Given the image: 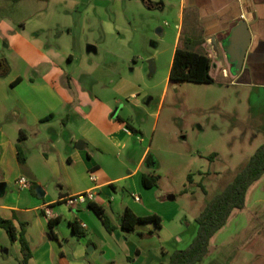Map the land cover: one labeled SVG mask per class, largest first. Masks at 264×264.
<instances>
[{
    "label": "crops",
    "instance_id": "0c3cea01",
    "mask_svg": "<svg viewBox=\"0 0 264 264\" xmlns=\"http://www.w3.org/2000/svg\"><path fill=\"white\" fill-rule=\"evenodd\" d=\"M39 1L0 0V37L8 53L0 61V219L10 220L17 232L23 224V236L31 251L27 264H149L152 258L148 255L163 249L167 238L174 236L180 241L181 232L180 227L174 234L165 230L156 208L160 196L153 191L157 184H143V177L152 184L150 177L155 175L153 163L147 161L149 148L146 146L135 159L137 150L132 140L138 136H132L127 124L135 127L117 113L115 106L121 100L106 98L83 82L98 66L88 65L83 57L85 71L80 75L67 71L57 45L50 48L53 46L43 41V29L29 30L25 25L24 21L42 11L36 7ZM78 1L99 8L107 4L105 0H52L73 8ZM142 2L158 11L170 5L178 7L174 50L180 46L207 54L215 70L226 76L232 73L241 85L264 89V0ZM240 22L247 26L250 42L242 69L235 72L225 46L231 30ZM92 46L96 52L87 53L85 48L86 54L97 53V47ZM71 59L69 55L68 61ZM101 81L104 79L96 83ZM117 85L112 89L126 97V90ZM128 98L136 99L137 95L130 93ZM19 135L24 137L23 164L17 160ZM90 174L95 182L89 180ZM20 177L29 181L28 187L17 184ZM87 190L94 194L91 203L109 217L113 226L110 232L92 216L88 204L69 208L62 202ZM134 195L140 201H135ZM45 207L51 209L49 216ZM126 210L137 217L158 216L161 228L142 223L132 232L123 231L121 216ZM50 231L54 238L49 237ZM21 259L19 241H11L0 228V264H21ZM160 260L155 257L151 264Z\"/></svg>",
    "mask_w": 264,
    "mask_h": 264
},
{
    "label": "rangeland",
    "instance_id": "374dc122",
    "mask_svg": "<svg viewBox=\"0 0 264 264\" xmlns=\"http://www.w3.org/2000/svg\"><path fill=\"white\" fill-rule=\"evenodd\" d=\"M105 1L100 8L80 1L73 8L40 0L36 7L42 11L24 23L29 30L43 29V41L50 48L57 45L67 71L80 75L85 62L98 66L95 74L82 79L87 88L120 99L117 113L144 133V137L132 134L138 136L132 140L137 150L133 157L138 158L148 146L147 161L153 163L157 176L153 191L160 196L157 212L167 232L181 229L180 241L167 238L163 249L148 255L151 264L155 257L162 259L163 253L167 260L174 251L188 247L197 229L195 219L206 203L264 143V89L241 85L232 73L226 76L213 67L212 84L169 81L178 7L158 11L148 9L142 0ZM88 44L97 47L96 54L85 53ZM7 56L0 37V61ZM99 79L107 86L102 81L98 85ZM114 83L128 95L122 97L112 89ZM134 92L137 98H128ZM172 215L176 217L169 221ZM92 216L96 217L93 212ZM197 264H264V174L248 190L244 208L233 211L211 239L207 256Z\"/></svg>",
    "mask_w": 264,
    "mask_h": 264
},
{
    "label": "trees",
    "instance_id": "16d2710c",
    "mask_svg": "<svg viewBox=\"0 0 264 264\" xmlns=\"http://www.w3.org/2000/svg\"><path fill=\"white\" fill-rule=\"evenodd\" d=\"M211 69L212 62L207 54L177 46L174 50L168 79L169 81L176 82L212 84L214 80ZM127 128L134 134L139 133L138 130L128 124ZM23 139L24 137L19 135L16 143L17 160L19 164H23L26 161L25 154L21 147ZM215 156L216 154L214 153L210 158H214ZM263 174L264 143L255 150L244 166L236 172L232 180L206 203L195 219L197 229L188 247L183 250L174 251L168 255L167 260L165 258L166 254L163 253V258L160 260L159 264H197L201 262L209 253L210 241L213 236L226 225L233 211L244 208L248 190ZM187 178L191 180V174H189ZM147 179L148 177H143V184L145 187L156 186L157 176L150 177L152 184H149ZM202 191L205 193L203 187ZM88 207L100 220L105 230L110 232L113 226L105 211L94 203H89ZM142 223H153L156 229L161 228V220L154 214L146 217H137L130 210H126L121 216V229L125 232H132L135 225ZM70 225L72 229L75 230L74 225ZM48 226L52 228V221H48ZM0 228L6 232L11 241H19L22 254L21 264H27L31 257V251L23 236V224L20 223V230L17 232L10 220L0 219ZM49 237L54 238L52 231L49 232Z\"/></svg>",
    "mask_w": 264,
    "mask_h": 264
},
{
    "label": "water",
    "instance_id": "95a60500",
    "mask_svg": "<svg viewBox=\"0 0 264 264\" xmlns=\"http://www.w3.org/2000/svg\"><path fill=\"white\" fill-rule=\"evenodd\" d=\"M161 29L158 28L157 32L161 33ZM250 42V37L247 33V26L244 22L238 23L230 32L227 38V45L225 46L228 55L230 56V61L235 64V72L242 69L244 58L246 54L247 47ZM87 53H95L96 50L92 45L86 46ZM149 70L150 73L154 72L153 62L149 60ZM149 103V101H148ZM116 113V110L114 111ZM167 199L173 200V196H169Z\"/></svg>",
    "mask_w": 264,
    "mask_h": 264
},
{
    "label": "built area",
    "instance_id": "2783aa9c",
    "mask_svg": "<svg viewBox=\"0 0 264 264\" xmlns=\"http://www.w3.org/2000/svg\"><path fill=\"white\" fill-rule=\"evenodd\" d=\"M89 180L91 182H95L96 178L94 177V175L90 174L89 175ZM17 184L20 187H28L29 186V181L24 178V177H20L17 181ZM135 201H140V198L136 195L133 196ZM94 199V194L91 190H87L85 192H81L78 193L76 195H72V196H67L65 197L62 202L68 206L69 208H76L79 205H84V204H89L92 202V200ZM51 214V209L48 207H45V215L49 216Z\"/></svg>",
    "mask_w": 264,
    "mask_h": 264
}]
</instances>
